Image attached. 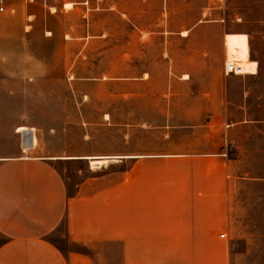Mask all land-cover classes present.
Instances as JSON below:
<instances>
[{"label": "crops", "instance_id": "0c3cea01", "mask_svg": "<svg viewBox=\"0 0 264 264\" xmlns=\"http://www.w3.org/2000/svg\"><path fill=\"white\" fill-rule=\"evenodd\" d=\"M127 1L4 0L0 71L14 80L49 76L62 45L88 44L95 3L109 9L117 3L119 16L132 18ZM149 1L155 6L143 28L151 43L154 35H163L169 80L214 83L188 95L204 99L200 110L188 113L209 114L210 120L182 126L214 127L218 133L228 84L235 78L224 72L227 33L247 34L250 57L249 32L239 30L222 9L210 21L206 10L190 9L192 0ZM30 50L36 52L28 57ZM34 138L38 143L37 132ZM45 147L41 142L31 155L0 151V264H224L217 238L224 211L230 210L231 173L220 141L213 151L173 154L197 160L173 182L159 179L151 153L111 155L109 166L94 168L89 156L104 154L91 147L58 152ZM212 157L217 165L203 163ZM115 158H133V168H120ZM70 165L79 167L65 176L61 168Z\"/></svg>", "mask_w": 264, "mask_h": 264}, {"label": "rangeland", "instance_id": "374dc122", "mask_svg": "<svg viewBox=\"0 0 264 264\" xmlns=\"http://www.w3.org/2000/svg\"><path fill=\"white\" fill-rule=\"evenodd\" d=\"M116 5L109 9L108 4L95 3L88 44L62 45L49 76L14 80L0 71L1 153L22 152L15 128L25 124L35 126L38 134V143L25 154H37L41 142L49 145L45 147L49 152L91 147L104 154L94 156L109 158L151 153L159 179L173 182L183 179L182 170L197 161L173 154L213 151L220 141L231 178L227 190L230 210L224 211L217 248L224 264H264L263 0L190 2L191 10H206L210 21L217 18V9L225 10L239 30L249 32L250 57L258 62L256 74L231 73L235 78L228 84L218 133L214 127L182 126L210 120L209 114L188 113L204 105V99L188 95L214 83L169 80L171 73L161 55L163 35H154L151 43L143 28L150 24L148 9L155 3L128 0L132 18L119 16ZM35 52L28 51V57ZM38 52L41 59L42 49ZM75 76L77 83L70 81ZM51 126L59 129L49 130ZM115 159H120V168H133V158ZM202 161L217 165L213 157ZM78 167L61 170L69 176ZM222 232L226 235H219Z\"/></svg>", "mask_w": 264, "mask_h": 264}, {"label": "bare ground", "instance_id": "6f19581e", "mask_svg": "<svg viewBox=\"0 0 264 264\" xmlns=\"http://www.w3.org/2000/svg\"><path fill=\"white\" fill-rule=\"evenodd\" d=\"M226 46L229 60L239 59L245 73H254L258 69V63L249 57L248 36L244 32L227 33ZM251 59V60H249ZM188 75L185 74L184 77ZM94 168L109 166L112 162L110 156H89Z\"/></svg>", "mask_w": 264, "mask_h": 264}, {"label": "built area", "instance_id": "2783aa9c", "mask_svg": "<svg viewBox=\"0 0 264 264\" xmlns=\"http://www.w3.org/2000/svg\"><path fill=\"white\" fill-rule=\"evenodd\" d=\"M4 9V0H0V10ZM224 72L225 74H244V68L240 63L239 59H233V60H229V58L227 57L225 64H224ZM22 126L17 127L16 131L20 134V146H21V150L22 152L25 154L27 152H29L30 150H32L37 142L34 141L33 136L36 133V130L34 128L31 129H21ZM32 135V139L29 138V136ZM29 144V145H28ZM226 233L222 232L221 236H225Z\"/></svg>", "mask_w": 264, "mask_h": 264}]
</instances>
